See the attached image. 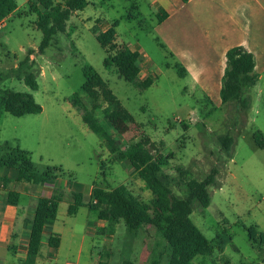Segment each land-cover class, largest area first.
<instances>
[{
  "label": "rangeland",
  "instance_id": "374dc122",
  "mask_svg": "<svg viewBox=\"0 0 264 264\" xmlns=\"http://www.w3.org/2000/svg\"><path fill=\"white\" fill-rule=\"evenodd\" d=\"M16 2L19 9L0 28V94L5 89L29 92L42 110L23 116L0 113V149L5 142L28 149L39 170L60 166L62 177L77 184L84 195L94 183L125 184L150 205L151 193L130 173L135 171L112 160L103 140L72 105L71 96L78 94L122 148L135 141L162 156L175 195L188 194V179H201L212 167L218 169L216 183L208 187L209 205L193 201L190 214L213 250L194 256L192 264H264V240L259 237H264V80L244 89L241 98L248 105L241 108L234 101L223 103L219 88H202L180 75L175 57L157 37V15L150 0H88L67 20L66 32L56 35L57 44L42 53L36 12L29 11L27 0ZM111 25L114 50L129 47L140 52L137 82L126 81L115 66L104 65L114 51L102 47L96 34ZM86 72L88 89L83 87ZM26 73L34 75L35 90L23 81ZM147 76L152 82L142 87L139 81ZM107 110L115 114V123ZM256 132L263 137L262 145ZM224 134L233 139L229 152L218 141ZM64 206L60 204L57 223L62 244L59 257L48 259L51 264L74 263L71 227L83 228L87 222L96 224L97 233L86 237L79 264H167L168 244L153 225L131 230L120 219L110 231L106 223L100 225L95 211L82 208L68 216Z\"/></svg>",
  "mask_w": 264,
  "mask_h": 264
},
{
  "label": "trees",
  "instance_id": "16d2710c",
  "mask_svg": "<svg viewBox=\"0 0 264 264\" xmlns=\"http://www.w3.org/2000/svg\"><path fill=\"white\" fill-rule=\"evenodd\" d=\"M29 11L36 12L34 25L41 31L42 38L38 45L39 53H42L49 45H56V35L66 32L67 20L75 12L82 10L88 0H27ZM23 6V5H22ZM19 6L16 0H0V20L6 19L13 14ZM24 12H20L22 15ZM24 15V14H23ZM114 25V24H113ZM96 34L100 45L107 51H114L104 59V65H113L118 73L129 82H137L140 68L138 60L140 53L128 47L115 49L116 34L114 26ZM71 28V27H70ZM69 28L68 34L71 31ZM30 52V51H29ZM180 75L185 74V69L175 64ZM87 81L84 89L90 86V76L86 72ZM258 80V74L254 71L253 56L240 46H233L226 51V67L222 76L220 87V99L223 103L236 102L241 108H246L248 100L241 98L245 88L254 85ZM23 81L30 89L37 88V82L32 73H26ZM152 82L151 76L145 77L139 84L147 87ZM73 106L81 112L82 120L94 131L104 142L111 153L112 160L123 162L135 171V176L140 179L145 189L151 193L150 205L143 202L137 195L133 194L125 184L117 186L92 185L91 199L86 206L98 212L99 217L107 220L109 230L123 219L127 227L137 230L143 225H153L165 238L169 247V259L167 264H192L196 255H210L212 245L203 233L195 226L190 218L193 201L201 206L207 207L210 203L208 187L216 183L218 169L212 167L201 179L190 178L186 185L188 194L185 197L175 195L170 189L169 176L162 168V156L155 155L151 149L140 142L131 141L125 147H121L114 137L109 134L94 116V111L89 109L78 94L70 98ZM114 102V101H112ZM117 107L115 104H111ZM42 106L36 102L34 96L29 92L5 89L0 94V113L7 112L13 116L39 113ZM109 120L116 122L113 112H106ZM255 137L262 145L263 137L259 132ZM220 146L226 152L230 151L233 139L224 134L218 137ZM8 170L15 173L16 180H25L33 183L53 182L59 176H65L60 166H46L39 170L31 160L30 152L18 145H5L0 149V172ZM6 175H0V183L9 182ZM74 201L68 206L69 215H74L78 208L83 205L81 194H73ZM17 192L7 191L6 200L16 203ZM60 194H54L50 198H39L33 218L29 221L30 232L27 242V252L23 264H36L39 248L41 245L43 230L52 224L56 218ZM250 235L256 233L255 229H249ZM264 240L262 235H259ZM48 245L56 248L60 242V235L51 233L48 236ZM125 264H132L126 261ZM151 264H156L153 261ZM229 264V263H227Z\"/></svg>",
  "mask_w": 264,
  "mask_h": 264
},
{
  "label": "crops",
  "instance_id": "0c3cea01",
  "mask_svg": "<svg viewBox=\"0 0 264 264\" xmlns=\"http://www.w3.org/2000/svg\"><path fill=\"white\" fill-rule=\"evenodd\" d=\"M150 1L157 15L154 27L157 37L175 57L176 64L185 69L184 76L192 83L202 88H219L220 91L226 51L233 46H240L253 56L257 81L264 80V0ZM0 175L10 178L4 186L3 182L0 183V264H23L30 232L29 221L34 216L37 201L54 194L61 195L57 215L54 222L43 230L36 264H45L51 256L58 258L63 238V231L57 224L60 204L65 203L63 213L68 216H76L82 208L89 209L86 203L91 199L93 184L84 195L77 184L62 176L53 182L33 183L16 180L15 173L8 170H1ZM9 190L17 192L16 203L7 202L6 192ZM74 193L81 194L83 205L74 215H69L67 209L74 201ZM95 212L100 225H108L107 220ZM95 226L87 222L83 228L71 227L70 255L74 258L73 264L80 263L84 241L88 235L93 237L97 233ZM51 233L60 235L56 248L48 245ZM48 262L51 264L50 260Z\"/></svg>",
  "mask_w": 264,
  "mask_h": 264
},
{
  "label": "built area",
  "instance_id": "2783aa9c",
  "mask_svg": "<svg viewBox=\"0 0 264 264\" xmlns=\"http://www.w3.org/2000/svg\"><path fill=\"white\" fill-rule=\"evenodd\" d=\"M4 21H5V19H1V20H0V28H1V26L3 25Z\"/></svg>",
  "mask_w": 264,
  "mask_h": 264
}]
</instances>
